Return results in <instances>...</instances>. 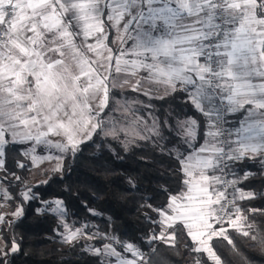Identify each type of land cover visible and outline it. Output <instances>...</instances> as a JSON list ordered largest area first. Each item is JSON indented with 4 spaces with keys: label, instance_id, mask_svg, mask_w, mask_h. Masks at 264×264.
<instances>
[{
    "label": "snow or ice",
    "instance_id": "6c2138e0",
    "mask_svg": "<svg viewBox=\"0 0 264 264\" xmlns=\"http://www.w3.org/2000/svg\"><path fill=\"white\" fill-rule=\"evenodd\" d=\"M177 93L192 115L156 117L153 101ZM145 110L151 122L137 114ZM94 137L126 152L146 142L172 162L159 202L141 197L140 244L69 223L63 199L7 168L19 145L15 168L62 173ZM0 170V209L15 204L0 225L39 202L64 243L97 241L85 251L99 264H156L157 249L180 240L192 264H226L217 242L237 252L230 233L264 248L254 219L264 207L251 206L264 201V0H0ZM20 250L0 228V264Z\"/></svg>",
    "mask_w": 264,
    "mask_h": 264
},
{
    "label": "trees",
    "instance_id": "16d2710c",
    "mask_svg": "<svg viewBox=\"0 0 264 264\" xmlns=\"http://www.w3.org/2000/svg\"><path fill=\"white\" fill-rule=\"evenodd\" d=\"M182 100L183 94L177 93L165 101H155L159 105L158 115H165L167 109L179 112L181 108L192 115ZM93 140L82 145V151L76 156L65 158L62 173H51L46 178L47 184H34L33 190H39L49 200L57 196L63 199L70 223L76 222L77 226L92 223L100 233L115 234L140 244L139 238L145 237L148 232L144 219L146 209L141 207L145 201L141 197L157 195L156 202H159L162 197L156 189L172 183L169 176L172 162L146 142H139V147H132L126 152L119 143L109 138L94 137ZM24 159L19 145L8 147V170L27 181L30 168L14 167L15 161ZM0 175H3V170ZM129 178L136 183V189L130 187ZM4 186L9 187L7 182ZM256 187L260 188V185ZM11 188L19 191L15 182ZM251 206L264 207V201H254ZM9 207L14 209L15 204ZM37 207H41L39 202H26L25 214L15 219L11 227L0 225L20 244L21 250L10 257L11 264H99L96 257L85 251L89 241L80 240L72 245L60 241L58 232L61 228L56 218L52 214L36 213ZM89 208L98 215L88 212ZM254 219L264 235V217ZM230 235L237 252L225 253L223 242H217L218 252L224 255L226 264H264V248L236 233ZM179 244L178 249L160 246L156 264H192L193 257L184 249V241L180 240Z\"/></svg>",
    "mask_w": 264,
    "mask_h": 264
},
{
    "label": "rangeland",
    "instance_id": "374dc122",
    "mask_svg": "<svg viewBox=\"0 0 264 264\" xmlns=\"http://www.w3.org/2000/svg\"><path fill=\"white\" fill-rule=\"evenodd\" d=\"M127 98H133L134 97V94L133 93H131L130 91L129 92H127ZM117 98L119 99L120 97H119V95L117 96ZM141 100H145V98L143 97V96H141V97H139ZM153 103L155 104V116L156 117H159L160 119H164L165 118V115H166V113H165V115H161V116H159L158 114V109H159V105H158V103H156L155 101H153ZM165 112H167V111H165ZM138 115H140V116H144L146 119H148L149 120V122H151V120H150V118L148 117V115H147V111L145 110V111H141V112H139V113H137ZM109 139H111V138H109ZM112 140V139H111ZM38 153H40V150L38 149ZM45 167H48V165H45ZM51 173L49 172L48 173V175H44L41 171H38V170H36V169H32V168H30V172H29V177H28V179H27V182L29 183V184H31V185H34V184H37V183H39L40 181H43V180H46V178L50 175ZM12 210H14V209H11L10 207H9V205L8 206H6L4 209H0V211H7L8 213H9V216H7L6 217V219H13L11 216H10V213H11V211ZM70 223V222H69ZM88 225L90 226L89 227V231L90 232H92V233H100L98 230H96V228H95V226L92 224V223H88ZM78 227V226H77ZM63 231V229L61 228V229H59V232H58V238H59V240L60 241H62L63 242V240H62V238H61V235H60V233ZM100 234H103V233H100ZM89 241V244H91V245H94V246H99V244L98 243H96V242H94L95 240H88Z\"/></svg>",
    "mask_w": 264,
    "mask_h": 264
},
{
    "label": "crops",
    "instance_id": "0c3cea01",
    "mask_svg": "<svg viewBox=\"0 0 264 264\" xmlns=\"http://www.w3.org/2000/svg\"><path fill=\"white\" fill-rule=\"evenodd\" d=\"M168 112H171V111H170V109H167V112H166V114H167ZM0 173H1V170H0Z\"/></svg>",
    "mask_w": 264,
    "mask_h": 264
}]
</instances>
